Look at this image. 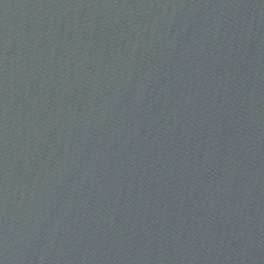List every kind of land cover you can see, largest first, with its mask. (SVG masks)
Segmentation results:
<instances>
[{"label":"water","instance_id":"95a60500","mask_svg":"<svg viewBox=\"0 0 264 264\" xmlns=\"http://www.w3.org/2000/svg\"><path fill=\"white\" fill-rule=\"evenodd\" d=\"M0 264H264V0H0Z\"/></svg>","mask_w":264,"mask_h":264}]
</instances>
